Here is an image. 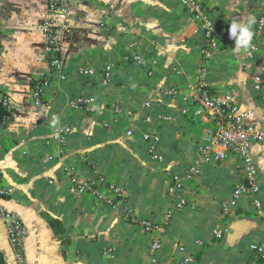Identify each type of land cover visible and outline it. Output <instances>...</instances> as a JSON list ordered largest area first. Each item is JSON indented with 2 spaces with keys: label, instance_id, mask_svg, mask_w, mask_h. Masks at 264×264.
<instances>
[{
  "label": "crops",
  "instance_id": "1",
  "mask_svg": "<svg viewBox=\"0 0 264 264\" xmlns=\"http://www.w3.org/2000/svg\"><path fill=\"white\" fill-rule=\"evenodd\" d=\"M222 34L219 50L209 62V88L232 93L239 106L253 112L248 122L264 126V86L257 75L264 64V32L258 38L256 61L243 67L245 50L236 49L237 37L230 24L252 21L255 40L259 9L264 0H202ZM49 0H0V94L8 98L12 112L0 126V171L14 194L0 204L16 213L28 228L26 264H264L250 249L264 241V220L248 198L226 212L223 200L241 178V162L235 154L205 164L194 182L186 183L188 206L178 210L164 238L158 262L152 261V238L143 225L125 216V203L141 218L161 223L172 208L170 175L182 171L196 157L207 130L214 124L196 116L191 105L181 115V95L170 94L196 77L202 33L179 0H69L61 19V55L68 78L45 88L37 106L33 85L50 70L47 34ZM136 54L142 61H125ZM108 62L117 72L104 87L100 75ZM94 69L93 76L79 72ZM183 69L178 75L174 68ZM79 94L96 97L93 110L71 109L68 101ZM151 100L155 113H167L171 121H157L162 135L164 163L149 157L145 134L153 131L138 117ZM123 113L118 118L113 104ZM196 117H189L192 114ZM143 115V114H142ZM197 120L201 126L193 122ZM75 129L63 152L48 147L54 126ZM161 124V125H160ZM134 129L132 136L129 129ZM55 159L46 162L48 152ZM252 154L259 165L264 199V143L255 141ZM85 177L104 173L107 184L127 187L125 200L110 206L95 199L90 190L77 193L69 184L67 167ZM226 229L218 238L213 229ZM184 246L185 250L180 247ZM116 249L115 258L106 255ZM186 259H189L186 261ZM14 250L0 218V264L13 263Z\"/></svg>",
  "mask_w": 264,
  "mask_h": 264
},
{
  "label": "built area",
  "instance_id": "2",
  "mask_svg": "<svg viewBox=\"0 0 264 264\" xmlns=\"http://www.w3.org/2000/svg\"><path fill=\"white\" fill-rule=\"evenodd\" d=\"M69 0H49L48 17L43 23V28L47 34L48 52L50 56V70L41 74L33 85V94L37 106L42 104L43 93L45 88L52 84L53 81H65L68 78L67 64L61 55L60 45V28L61 19L65 18L68 13ZM182 7L189 13L192 20L198 24L202 33L203 45L199 49V69L196 77L188 76L189 82L179 90L170 91L174 95L179 93L181 100L184 102L180 112L186 116L191 111V105L195 106V114L208 122L214 124V128L208 129L205 139L198 147L193 162L185 170L173 171L170 175L169 195L173 200L172 208L168 211L165 219L161 223H153L148 219L141 218L135 208L125 203V216L139 221L145 231L151 235L152 261L158 262V254L164 246V238L167 229L178 210L188 206V200L184 193L185 184L194 182L205 164L219 159L227 158L230 154H235L241 162V178L235 183L232 194L228 199L221 203V208L230 212L234 210L243 198H248L255 208V212L264 220V199L262 197L263 186L260 183L259 165L252 154V144L255 141L264 143V126H258L255 123L248 122L247 117H253L250 110L242 109L236 101L235 96L230 93L217 94L209 88L208 74L209 62L214 58L219 50L222 41V34L214 23L212 13L202 0H179ZM264 32V4L259 9L258 24L255 40L250 44L245 54L243 67H251L256 61L259 51L258 38ZM125 61L141 62L142 57L136 54L124 55ZM79 72L86 76H93L94 69L87 65L81 66ZM116 66L113 62H108L103 68L100 75V84L104 87L109 86L116 76ZM178 75H185L183 69L174 68ZM257 88L264 86V64L261 65L260 71L256 77ZM174 93V94H173ZM96 97L88 94H79L68 101L71 109L75 110H93L96 103ZM0 103H2L11 113L12 109L8 98L0 94ZM144 108L147 112L138 115L148 125L153 127V131L145 134L144 139L147 144V151L152 161L164 163L165 156L162 149V135L157 128V121H171L175 117L167 113H155L154 104L151 100L145 103ZM113 110L116 118L123 113V108L119 102L113 104ZM5 120L9 121L5 118ZM2 124H0L1 126ZM74 127L69 124H58L54 126L50 139L47 141L48 147H57L58 151L63 152L69 142ZM128 135L134 134V129L128 130ZM45 157L46 162L55 159V151L48 152ZM69 184L77 193H85L90 190L93 197L100 202L110 206H115L116 198L126 199L130 192L127 187L115 183L108 185V191H100V187L107 184L104 173L98 172L94 177H85L76 173L73 167H67ZM15 188L3 183L2 172L0 171V198L13 195ZM0 218L6 225L10 244L14 250L15 261L13 263L2 264H26V247L25 241L28 236V228L23 220L13 211L0 204ZM213 234L222 238L226 229L215 228ZM185 250L184 246L180 247ZM250 249L257 256L264 259V241L261 243L252 242ZM106 255L115 258L116 249L108 247ZM189 259H186L188 261Z\"/></svg>",
  "mask_w": 264,
  "mask_h": 264
},
{
  "label": "clouds",
  "instance_id": "3",
  "mask_svg": "<svg viewBox=\"0 0 264 264\" xmlns=\"http://www.w3.org/2000/svg\"><path fill=\"white\" fill-rule=\"evenodd\" d=\"M251 24L252 21H249L246 25L235 21L230 24V36L237 37V51L241 48L246 50L250 46V41L253 35L251 31Z\"/></svg>",
  "mask_w": 264,
  "mask_h": 264
},
{
  "label": "trees",
  "instance_id": "4",
  "mask_svg": "<svg viewBox=\"0 0 264 264\" xmlns=\"http://www.w3.org/2000/svg\"><path fill=\"white\" fill-rule=\"evenodd\" d=\"M140 113H141V115L146 113L145 110L143 111V107H142V110L140 111ZM8 117L10 118V112L7 110V108L2 103H0V124H4L5 125L8 122V120H5V118L8 119ZM189 117L193 118V117H196V116L194 114H192L191 116L189 115ZM193 122H196V123H198L201 126V124L199 122H197V120L194 121V119H193ZM260 260L264 261V259H262V258H260Z\"/></svg>",
  "mask_w": 264,
  "mask_h": 264
}]
</instances>
